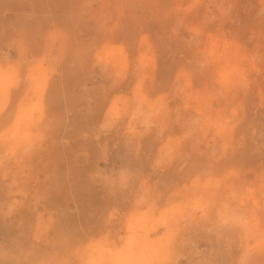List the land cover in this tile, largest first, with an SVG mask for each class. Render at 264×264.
<instances>
[{
    "label": "rangeland",
    "instance_id": "rangeland-1",
    "mask_svg": "<svg viewBox=\"0 0 264 264\" xmlns=\"http://www.w3.org/2000/svg\"><path fill=\"white\" fill-rule=\"evenodd\" d=\"M0 76V264H264V0H0Z\"/></svg>",
    "mask_w": 264,
    "mask_h": 264
},
{
    "label": "bare ground",
    "instance_id": "bare-ground-1",
    "mask_svg": "<svg viewBox=\"0 0 264 264\" xmlns=\"http://www.w3.org/2000/svg\"><path fill=\"white\" fill-rule=\"evenodd\" d=\"M222 61H223V60H222ZM222 61H221V62H222ZM220 67H221V66H220ZM220 67H219V68H220ZM221 68H222V67H221ZM223 68H225V67H223ZM227 69H228V68H227ZM225 73H226V72H225ZM225 73H224V74H225ZM219 76H220V75H219ZM0 77H1V76H0ZM220 77H222V76H220ZM217 78H218V77H217ZM223 79H225V77H224ZM218 80H219V79H218ZM199 194H200V193H199ZM200 196H201V195H200ZM208 203H209V202H208ZM147 249H148V248H147ZM149 249H150V248H149ZM149 252H150V251H149ZM149 252H148V253H149Z\"/></svg>",
    "mask_w": 264,
    "mask_h": 264
}]
</instances>
